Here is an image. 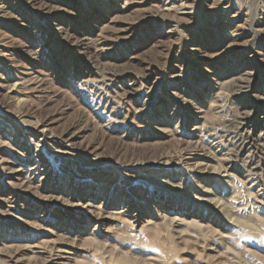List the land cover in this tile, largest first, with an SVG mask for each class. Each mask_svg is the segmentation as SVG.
<instances>
[{"label":"rangeland","instance_id":"rangeland-1","mask_svg":"<svg viewBox=\"0 0 264 264\" xmlns=\"http://www.w3.org/2000/svg\"><path fill=\"white\" fill-rule=\"evenodd\" d=\"M1 49L9 51L0 52L2 251L10 242L75 254L50 264H264V205L245 190V155L230 154L239 144L225 134L245 112L259 125L252 136L264 131V0H190L182 11L162 0H0ZM93 69L131 72L116 84L131 95L112 130L85 86ZM17 80L32 97L22 120L9 86ZM36 119L52 132L40 153L28 123ZM203 125L235 159L229 176L193 171L225 159L206 141L196 148ZM69 136L83 158L72 168L50 142ZM255 162L264 170V153ZM38 163L47 170L23 185ZM205 189L225 207L198 200ZM128 203L134 220L117 214Z\"/></svg>","mask_w":264,"mask_h":264},{"label":"bare ground","instance_id":"bare-ground-1","mask_svg":"<svg viewBox=\"0 0 264 264\" xmlns=\"http://www.w3.org/2000/svg\"><path fill=\"white\" fill-rule=\"evenodd\" d=\"M189 1L190 0H162V3H163L166 10L182 11V10H185V8L188 6ZM0 52L5 54L6 52H9V51L1 49ZM130 73L127 71L124 73V75L119 77L115 73V71H111L110 69H108L106 71L105 70L104 71H98L97 69H95V70L93 69L90 72L89 79L84 81L86 88H89L95 94L94 105H98V109L104 108V112L102 113V115H100V117L104 118L105 123H106L105 127L108 128L109 130H112L111 128L116 126L115 124H117V122H116L117 120L114 121V117H118L119 115L122 114V112H124L123 109L128 104V99H129V96L131 95L130 91L121 90L123 88H119L116 85L118 78H124L125 75H128ZM244 75L246 77L241 81V83L238 84V87L242 88L243 90L248 89V88L250 89L251 84L253 83V79H252L253 77L251 78V76L255 75V72L254 71L253 72L248 71ZM236 79L237 78H235L233 80H236ZM18 82H20V80H17L16 83H14L13 85H9V86H11L10 87L11 91L13 92V94L18 99L17 105L19 106V108L17 111H18V114H20L19 119L22 120V119H25V117H26V114H24L20 109V107H22L21 106L22 101L29 102L28 99H30L32 97L29 96L30 92L20 90V87L18 86L20 83L18 84ZM25 90H26V88H25ZM27 90H29V89L27 88ZM110 92H113L114 95L110 96ZM233 93H235V92H233ZM233 93H232V95H233ZM16 103H15V105H16ZM225 103H226L225 108H228L227 102H225ZM259 105H260L259 110H261V112H264V98H261V102H259ZM108 113H109V115H108ZM250 116H251L250 112L249 113L248 112L240 113L239 118H240V120H244V122H236L237 126H235L233 129H231L229 131L230 133H225V134L226 135L229 134L228 136L231 139L233 136V138L236 139L238 141V144H239V145H237V148L229 150L230 154H232L233 157H237V158L240 155H245V161H244L243 168L239 170V172H241L240 173L241 174L240 179H241V182L243 183V186L245 187V190L250 194L251 197H254L256 204L264 205V179L262 178V176H264V170L261 169L260 163L255 162L259 152L261 151V153H264V131H262L258 137L252 136V133L255 134L256 130L259 129V125L255 124L256 125L255 126L253 124V122L250 121L251 120ZM17 117L18 116H16V118ZM38 119H36L35 122H31V123L28 122L33 127L32 128L33 135L40 138V140L37 142L36 153H40L42 151V148L45 146L42 144L43 141L49 140L52 136V132L50 134V129L46 125V123H44L43 121H37ZM261 120L264 121V117ZM250 122H252L253 125L249 126L248 124ZM119 127H121V126H119ZM247 127H250L249 128L250 132L248 133L249 135H246V128ZM195 129L198 130V134H197L198 135L197 136L198 142H197V144L200 146V148L198 146H196V148L202 149V150L207 149L204 146H202V143H201L202 140L206 141L208 143L207 147L210 148L211 151L216 154V156H217V154L222 153L223 156L225 157V159L223 160L222 163L217 162L216 166L214 168H212L213 169V170H211L212 172L207 171V169L209 167L208 163L204 164L203 161H199L198 163L193 165L192 166L193 171L201 172L202 171L201 168L206 167L203 169L204 173H212V174H216L218 176H221L222 174H224L225 176H229L231 174L230 170L232 168H234L232 165H229V163L233 164L235 162V159L225 151V146H224L223 142H220L219 138L216 137V135L213 132L211 133V131L209 129L208 130L210 132H208L206 125H203L201 127L200 126L195 127ZM63 140L64 141L62 143H58L59 147H56L53 140H50L51 144H53V146H54L53 154L57 155L59 157L60 161L65 163L67 168H72L76 164L75 162L81 161L80 159L83 160V158L81 155H78V154L74 155L72 148H71V146H72L71 145L72 144V137L71 136H69ZM74 159H76L77 161ZM160 160H162V159H160ZM179 161H180V159H179ZM168 162L169 161H167L166 163H168ZM128 166H132V164H130ZM41 167L42 166L40 165V163H38V164L32 166L31 168H29V171L26 172V178L23 182V185L26 184V185H29L31 187V185H33L32 179L35 178L37 175H39V173L45 172L47 170L46 168H41ZM136 167H138L137 164H136ZM132 168H133V166H132ZM20 169H18V170H20ZM138 170L139 169H137V171ZM41 179H42V181H44L45 178H41ZM30 187H28V188H30ZM109 188H110V185H109V187H107V190ZM205 190H206V192H209L207 189H205ZM37 192H38V190H37ZM210 194L213 195L212 192L210 191L209 195H207L206 198H203L199 195H197L196 197L200 201L213 202V203H216V205L220 206L221 208L225 207L226 203H223V200L219 199L216 194H215L216 196L214 195L215 197L212 198L213 196H211ZM41 196H43V195H41ZM86 199L87 198L83 197V198H79L77 201H79L83 204V208L85 210L88 209L90 211H93V209L96 207H93L90 202L84 203V202H86ZM121 202L122 201H120L119 199L117 201H115V205L112 206V211H116L118 209V207L122 205ZM78 204L80 205V203H78ZM128 204H129L128 206L121 209V211L117 214L119 216H122V217H125V216L134 217V218H130V219L134 220L135 219V215H133V213L135 211V209H134L135 207L133 205L134 203L133 204L128 203ZM100 218L102 220H110V219H113L114 216L113 217H104L102 214V217L100 216ZM134 222L136 223L138 221L135 220ZM135 223H133V224L135 225ZM9 243L10 242H8V243H6V245H4V248L6 250L2 251L0 249V254H3L2 256L0 255L1 256L0 257V264H21L24 261L25 256H28V255H32L33 257L30 258L31 261L27 264H50V263L59 262L60 259H66L67 260L68 257H71L70 255H72L73 257L75 256V254L67 251L65 248H55V250L51 249V251H47V249L45 248L46 246L45 247H43L41 245L20 246V245L9 244ZM81 250H84V249H81ZM67 255H69V256H67ZM33 260H35V261H33ZM78 263L79 264H88L90 262L80 261Z\"/></svg>","mask_w":264,"mask_h":264}]
</instances>
